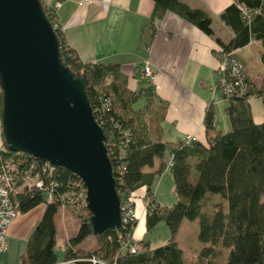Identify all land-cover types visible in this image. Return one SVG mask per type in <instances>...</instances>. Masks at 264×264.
Returning a JSON list of instances; mask_svg holds the SVG:
<instances>
[{
	"label": "trees",
	"instance_id": "obj_1",
	"mask_svg": "<svg viewBox=\"0 0 264 264\" xmlns=\"http://www.w3.org/2000/svg\"><path fill=\"white\" fill-rule=\"evenodd\" d=\"M40 1L58 34L64 65L84 79L87 98L95 120L105 133L107 147L118 145L113 148L115 155L109 158L113 166L122 167V174L118 173L115 179L119 195L133 196V201H136L138 191L146 188L143 198L147 206L144 216L146 228L150 231L164 221L170 229L171 239L164 246L153 249L143 241L145 249L142 252L128 251L125 245L130 244L129 236L133 235L137 220L95 236L91 220L93 214L87 208L86 198L78 201L77 209L72 208V203H67V198L80 189L81 178L64 166L44 171V161L36 160L28 153H15L5 146L0 148V161L8 157L22 159L29 156V161L36 166L33 174H40L45 182L43 189H22L13 197L20 213H27L45 203L44 213L31 232L21 264L59 262L57 248L62 232L57 218L63 208L76 214L86 212L78 219L75 233L65 235L64 262L264 264V122L254 120L249 102L252 97H259L264 102V75L256 80L250 77L234 54L254 40L259 41L263 47L260 58L264 69V0H237L220 14L224 23L234 31L228 42L216 35L211 16L179 0H154L153 22L162 19L167 11L176 12L216 40L220 49L216 52L218 60L226 52L242 65L245 95L225 96L229 100L225 111L231 129L224 131L217 124L214 104L209 105L204 119L206 144L197 138L191 143L186 139L181 142L161 140L158 124L167 106L154 88L140 82V89L133 92L128 86V76L122 73L119 64L82 62L77 51L65 40L57 21V11H53V6L46 1ZM259 74L262 75L261 72ZM107 100L110 105L104 110L102 105ZM3 103L0 89L1 113ZM150 109L158 118L155 137L145 118ZM118 155L120 157L117 158ZM156 160L160 162L157 167ZM168 168L173 175L176 201L173 206L164 207L158 203L154 190L157 178ZM48 192L52 193L51 199ZM209 194L221 197L214 201ZM210 201L211 207L208 206ZM206 208L209 210L205 212ZM185 219L199 220L198 237L202 247L195 260L186 258L176 238ZM89 238L97 242L93 250L83 246ZM225 249L228 252L224 259H220Z\"/></svg>",
	"mask_w": 264,
	"mask_h": 264
},
{
	"label": "crops",
	"instance_id": "obj_2",
	"mask_svg": "<svg viewBox=\"0 0 264 264\" xmlns=\"http://www.w3.org/2000/svg\"><path fill=\"white\" fill-rule=\"evenodd\" d=\"M44 1L52 6L61 1L57 21L65 40L77 51L82 62L119 64L122 73L128 76L131 91H138L143 82L151 85L156 95L166 102L167 108L158 124L161 140L181 142L194 135L206 144L204 119L211 104H214L217 124L224 131L229 130L230 119L222 124L218 118L220 108L226 109L229 101L224 97L221 101L216 90L220 76V61L216 55L219 45L188 19L167 11L162 19L153 22L154 0H91L84 5H80L83 0ZM179 1L211 16L218 37L226 42L232 38L234 31L224 23L220 14L237 0ZM262 50L261 42L254 40L234 51L236 58L255 80L264 75L263 60L260 58ZM146 67L155 74L153 79L144 76ZM141 102L144 104L143 100ZM159 163L156 160V167ZM138 192L142 206L146 188ZM34 211L36 209L12 222L8 233L9 247L0 252V264H21L31 232L44 213L43 210ZM140 214L143 216L141 211ZM77 228L78 225L73 233ZM143 230L138 234L133 232L139 242L144 241ZM61 232L64 246L67 234L62 229ZM88 243L91 250L97 246L94 239ZM86 245L87 242L83 243V246ZM57 253L60 260L56 264H75V261H63V251Z\"/></svg>",
	"mask_w": 264,
	"mask_h": 264
},
{
	"label": "water",
	"instance_id": "obj_3",
	"mask_svg": "<svg viewBox=\"0 0 264 264\" xmlns=\"http://www.w3.org/2000/svg\"><path fill=\"white\" fill-rule=\"evenodd\" d=\"M60 46L42 1L0 0L5 146L79 176L97 236L122 226V196L84 79L64 65Z\"/></svg>",
	"mask_w": 264,
	"mask_h": 264
},
{
	"label": "built area",
	"instance_id": "obj_4",
	"mask_svg": "<svg viewBox=\"0 0 264 264\" xmlns=\"http://www.w3.org/2000/svg\"><path fill=\"white\" fill-rule=\"evenodd\" d=\"M90 1L91 0H83L80 5L87 4ZM60 6L61 2H56L55 9L53 7V11H56V9ZM242 9L244 8L242 7ZM219 61L218 71H220V76L218 79L217 88L221 90L224 96L227 97H232L235 93L245 95L246 89L242 84L244 83L242 79V65L236 59L232 58L231 54L226 52L222 53ZM143 74L144 76L152 77V79L155 77V74H153L149 67L145 68ZM108 105H110L109 100L103 103V109L107 110ZM126 134L128 135V133ZM195 139L196 137L192 135L187 136L185 141L187 143H191ZM115 146H118L117 143L107 148L109 156L115 155L113 149L115 148ZM118 157L120 156L118 155L117 158ZM29 159V156L22 159L8 157L5 158V160L0 161V252L6 251L8 249L9 235L7 231L12 222L16 220L19 215L17 205L13 201V197L16 196L22 189L44 188V179L41 178L40 174H33L32 170H35L36 166L35 163L30 162ZM44 163L46 164V168H44V171H47V169H49V171L56 169L52 166H49L48 163ZM118 173L122 174V167L119 165H114L113 175L115 176V179ZM78 187L80 189L77 191V194H73L74 196L67 198V203H72L73 209L78 208L79 200L84 199V197L86 198L87 187H85L84 182L82 181V184L79 183ZM51 192H48V196L50 199L52 196ZM121 208L122 225L130 224L131 222L135 221L137 214L133 204V196H122ZM129 237L131 241L130 244L125 245V249L127 248L128 251H132L133 253L142 252L143 244L136 240H133L132 235H130ZM93 262H95V260H93Z\"/></svg>",
	"mask_w": 264,
	"mask_h": 264
},
{
	"label": "rangeland",
	"instance_id": "obj_5",
	"mask_svg": "<svg viewBox=\"0 0 264 264\" xmlns=\"http://www.w3.org/2000/svg\"><path fill=\"white\" fill-rule=\"evenodd\" d=\"M53 7L55 9V3L53 5ZM57 9H56V11H57ZM146 77L152 79V77H150V76H146ZM216 90H218V92H217V93H219L218 97L221 99V101H222L223 97L226 98L224 96V94L221 92V90H219L218 88ZM249 102L251 103V111L253 113L254 120L257 123L258 122H264V102L262 101V99L259 97H252V98H250ZM150 110L151 111L146 115L145 118H146L147 122L150 123L149 128L151 129V133L154 136V133L157 132V125L156 124L158 122L157 121L158 118H156L157 116H155V114L153 112L154 110L153 109H150ZM220 110H221V111H219L220 117H218L220 123L224 124L225 120H227L229 122V117L226 114L225 108L224 107L220 108ZM221 116H223L222 121H221ZM224 128H225V126H224ZM230 129H231V126H230L229 130ZM3 147H5V135H3L2 113H1V105H0V148L2 149ZM8 150H9V148H8ZM173 182H174L173 175L170 172L169 168L166 169L163 172V174L157 178L154 192H155L157 201L161 206L171 207L175 203L176 196H175V194H173V188H174ZM86 195H87V193H86ZM209 196H211L214 199V201H217L221 197L218 194L217 195L209 194ZM262 199L264 201V197ZM140 200H141V197L136 196V201H133L134 207L136 209V214H137V217L135 219V220H137V225L134 227V229H135L134 231L137 232V234H138L139 231H141V229L144 228V230L142 231V234H143L142 239H144L145 242L149 243V247L151 249L156 248V247H160V246H164V244H167L171 239L170 238L171 237L170 229L167 227L166 223L163 221V222L159 223L156 227H154L152 230L148 231L147 228H145L146 226L144 227V224H143V220L145 219L144 216H145V212L147 210V206H146L145 202H144V205L141 206ZM208 206L209 207L212 206L211 201L208 203ZM44 208H45V203H42V204H40V206H38L34 209H36L37 212L38 211L42 212L41 210L44 211ZM208 210L209 209L206 208L205 212ZM36 211H34V212H36ZM140 211L143 213V216L140 214ZM29 212H27V213H29ZM27 213H20L19 212L17 219H19V217H22L23 215H26ZM85 213L86 212L83 211L80 214H76L75 212L73 213L71 210L63 208L61 213L59 214V216L57 218V221L59 222V226L61 227L63 232H65V234L71 236L73 234V231L75 230V227L79 223L78 219H80L82 216H85ZM9 229H10V227L8 228V231H7L8 233H9ZM199 229H200V226H199V220L198 219H196V221H190L188 219H185L181 225V229H180L179 233L176 236V238L179 242V245L185 251V256L188 260H195L197 258V254H198L199 250L202 247V243L200 242L199 237H198ZM90 239H92V238H89L86 240V242H87L86 246L87 247L90 245L88 243V241ZM132 239L136 240L134 238V235H132ZM62 241H63V236L60 237V240L58 242L59 246L57 248V251H59V253H62V251H63V245H62L63 243H61ZM145 242H143V241L140 242L143 244L142 250L145 249V245H144ZM227 252H228V250L225 249V251L220 255L219 258L224 259Z\"/></svg>",
	"mask_w": 264,
	"mask_h": 264
}]
</instances>
